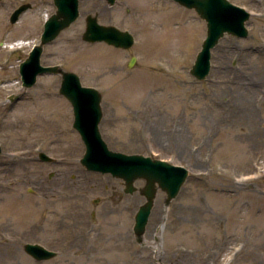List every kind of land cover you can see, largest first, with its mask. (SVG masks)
Listing matches in <instances>:
<instances>
[{
  "label": "rangeland",
  "instance_id": "obj_1",
  "mask_svg": "<svg viewBox=\"0 0 264 264\" xmlns=\"http://www.w3.org/2000/svg\"><path fill=\"white\" fill-rule=\"evenodd\" d=\"M228 1L250 14L247 36L219 40L205 80L189 72L205 22L174 2L116 0L112 23L135 38L125 50L81 39L92 14L81 1L78 19L44 46L42 65L74 72L101 94L110 150L189 172L168 206L157 191L137 242L134 215L145 199L80 164L84 144L58 92L60 75L21 86L19 65L55 12L52 0H0V264H264V93L256 96L264 87V0ZM22 4L31 8L10 23ZM130 5L157 12L136 22L126 16ZM40 152L55 162L40 161ZM26 243L57 256L36 261Z\"/></svg>",
  "mask_w": 264,
  "mask_h": 264
},
{
  "label": "water",
  "instance_id": "obj_2",
  "mask_svg": "<svg viewBox=\"0 0 264 264\" xmlns=\"http://www.w3.org/2000/svg\"><path fill=\"white\" fill-rule=\"evenodd\" d=\"M113 4L115 0H108ZM181 5L194 9L201 19L206 22V37L197 53L190 73L198 80L207 77L210 71L211 49L219 39L227 34L246 37L245 21L249 13L244 9L230 3L228 0H175ZM56 11L44 24L40 43L30 52L29 57L20 65V75L24 88L33 86L37 76L49 73L62 76L59 93L65 96L73 108V127L79 133L85 145V153L81 164L90 171L110 173L113 177L123 180L126 193L136 191L134 182L143 179L145 186L139 190L146 199L135 214L133 231L138 242L141 241L145 231L157 190L165 193V205L173 200L188 176V171L183 167L171 165L165 161L151 159L142 155H126L110 151L102 140L98 124L102 117L101 95L94 89L82 87L79 78L72 72L62 71L58 66H42L40 56L43 46L53 41L59 33L68 28L78 15V0H53ZM29 8L21 6L16 10L11 22H15L19 14ZM83 41L94 43L104 42L116 48L128 49L134 43L133 36L114 26L100 25L95 17H86L85 31L81 36ZM132 57L129 67L133 65ZM18 96L10 97L11 101ZM1 152V149H0ZM41 161L51 162L52 159L45 153H40ZM24 251L37 261L52 259L56 253L45 249L38 244H25Z\"/></svg>",
  "mask_w": 264,
  "mask_h": 264
},
{
  "label": "flooded vegetation",
  "instance_id": "obj_3",
  "mask_svg": "<svg viewBox=\"0 0 264 264\" xmlns=\"http://www.w3.org/2000/svg\"><path fill=\"white\" fill-rule=\"evenodd\" d=\"M81 1H84V3L85 2L89 3V6L91 7L92 15L97 19L99 23L114 25L121 30H128L129 32L132 33V30H130L129 28H122L120 25L118 26L112 23L114 22V18H115V7H117L116 2L113 5H110L107 0H79V3ZM160 1H169L173 3V0H160ZM124 10L126 12V16H129L130 18H132V20L136 22L143 21L141 17L142 13L144 14L145 12H149V11L153 12V10L157 12L156 8L149 10L147 9L141 10L140 8H137L136 6L133 5L132 6L130 5V7H125ZM137 28H139V26H137Z\"/></svg>",
  "mask_w": 264,
  "mask_h": 264
},
{
  "label": "bare ground",
  "instance_id": "obj_4",
  "mask_svg": "<svg viewBox=\"0 0 264 264\" xmlns=\"http://www.w3.org/2000/svg\"><path fill=\"white\" fill-rule=\"evenodd\" d=\"M21 44H22L21 42H18V43H16L15 45H16V46H19V45H21ZM262 80L264 81V78H262ZM242 88H243V90H241L242 93L246 94V88L243 87V84H238V90H239V89H242ZM247 90H249V88H247ZM262 93H264V87H261V86H260V88H259V90H258V92H257V94H256L257 98H258ZM175 256H176V255H175Z\"/></svg>",
  "mask_w": 264,
  "mask_h": 264
}]
</instances>
